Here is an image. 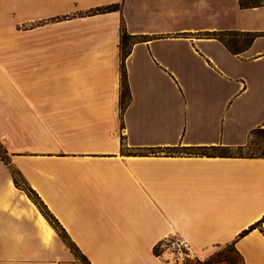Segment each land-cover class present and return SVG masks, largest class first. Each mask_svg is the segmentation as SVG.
I'll return each instance as SVG.
<instances>
[{
    "label": "crops",
    "instance_id": "obj_1",
    "mask_svg": "<svg viewBox=\"0 0 264 264\" xmlns=\"http://www.w3.org/2000/svg\"><path fill=\"white\" fill-rule=\"evenodd\" d=\"M219 30L264 33V0H0V264L73 259L12 166L92 264H173L168 236L264 264V155L170 149L264 125V34L234 53Z\"/></svg>",
    "mask_w": 264,
    "mask_h": 264
},
{
    "label": "trees",
    "instance_id": "obj_2",
    "mask_svg": "<svg viewBox=\"0 0 264 264\" xmlns=\"http://www.w3.org/2000/svg\"><path fill=\"white\" fill-rule=\"evenodd\" d=\"M260 1L261 0H239L242 7L252 6L255 5L256 3H259ZM117 7H118L117 4L103 5L92 9L90 12L107 11V10L117 9ZM214 34L232 52L239 53L245 50L246 48H248L259 35H262L264 33L255 30H219V31H215ZM132 42H133L132 35L127 31L125 23H122V38H121V53H122V63H123V78H122V87H121L122 111L125 110L130 96V89L127 80V72L125 68V60L131 50ZM259 129H261V127H257L253 129L252 133H254ZM249 142L246 145H248ZM246 145H240L237 147V149L242 150L245 148ZM170 149L182 150L185 152H188L186 150L197 149L199 151H189V152L215 154V153H225L217 150H232L234 148H231L229 146H222V145H210V146L204 145V146H185V147L175 146V147H170ZM0 154L4 160L9 162L8 152L5 147L3 148L0 147ZM12 172L14 174L16 184L18 186L23 187L28 192L29 196L37 203L41 211L48 218V220L55 226V228L61 234L64 240L68 244L69 242L71 243L69 244L70 247L76 248L82 254L83 258H85L89 264H92L91 261L88 259V257L80 250L79 246H77L75 241L71 238L67 229L59 220V218L55 216V214L50 210L47 204L42 200V198L36 192V190L27 183L21 171L16 167L12 166ZM245 232H247V230H244L241 233V235L244 234ZM219 246L220 248L218 250H215L211 255H209L204 259H201L200 257L197 256L196 261L199 264H246L243 254L239 251V249L236 246V241L228 242L226 244H222ZM155 251L157 253H161V249L158 245H156ZM184 264H188V259Z\"/></svg>",
    "mask_w": 264,
    "mask_h": 264
},
{
    "label": "rangeland",
    "instance_id": "obj_3",
    "mask_svg": "<svg viewBox=\"0 0 264 264\" xmlns=\"http://www.w3.org/2000/svg\"><path fill=\"white\" fill-rule=\"evenodd\" d=\"M260 127H261V129L252 133L251 140H250L249 144L245 146L244 149L238 150L237 148H234L232 150H217V151L225 152V153L232 152V153H242V154L243 153H246V154H264V125H262ZM0 147L1 148L4 147V145L1 141H0ZM186 151L189 152V151H199V150L191 149V150H186ZM69 244H71V243L69 242ZM161 246H163V243H162V245L159 246L160 249L162 248ZM219 248H220V246H218L216 248V250H218ZM71 249L73 250V259L69 262V264H89L88 261L85 258H83L82 254L76 248L73 247ZM196 257L197 256L194 255V257L187 258L188 264H199L196 261ZM187 259H185L182 263L184 264ZM201 259H203V258H201ZM182 263H180V264H182Z\"/></svg>",
    "mask_w": 264,
    "mask_h": 264
},
{
    "label": "built area",
    "instance_id": "obj_4",
    "mask_svg": "<svg viewBox=\"0 0 264 264\" xmlns=\"http://www.w3.org/2000/svg\"><path fill=\"white\" fill-rule=\"evenodd\" d=\"M162 243L163 246H161V253L167 251L170 252V254L173 256V259L171 260L173 264H180L185 259L194 257V255L191 253V250L189 249L187 241L184 239L168 236L157 245L160 246Z\"/></svg>",
    "mask_w": 264,
    "mask_h": 264
}]
</instances>
